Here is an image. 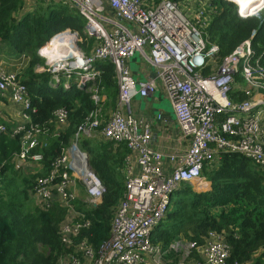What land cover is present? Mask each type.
Wrapping results in <instances>:
<instances>
[{
  "label": "built area",
  "instance_id": "obj_1",
  "mask_svg": "<svg viewBox=\"0 0 264 264\" xmlns=\"http://www.w3.org/2000/svg\"><path fill=\"white\" fill-rule=\"evenodd\" d=\"M62 2L77 10L83 34L94 41L92 50L86 54L79 48L82 38L78 31L59 30L38 48L37 54L44 47L48 51L45 56L38 54L43 63L35 71L48 73L50 82L62 83L66 88L88 84L87 90L97 103L96 80L101 69L96 65L108 61L115 72L118 104L104 124L97 111L90 113L49 172L38 177L28 191L41 210L55 203L65 209L58 226L63 250L55 264H225L230 245L215 231H209L201 242L177 240L166 248L152 237L181 184L195 183L199 191L210 188L203 166L220 152L239 153L264 169L261 57L245 40L219 60L217 44L203 37L202 28L208 20L201 7L193 20L174 0H106L114 17L105 15L93 0ZM237 7L242 18L258 15ZM136 54L154 68L155 78L133 76L129 61ZM27 59L17 57L15 70L0 68V92L9 91L12 102L23 110L18 126H9L0 116V136L7 132L20 136L16 159L23 166L42 162L36 149L46 146V136H58L65 130L68 115L64 107L55 110L54 131L31 122L30 96L19 78ZM237 73L242 82L234 79ZM156 78L187 142L186 149L166 152L154 148L151 124L131 114V100L135 96L151 97L157 90ZM235 89L244 91L248 98L232 100L230 94ZM99 125L103 139L125 144L130 158L125 164L124 191L111 220L110 236L95 249L83 235L91 220L78 208L76 199L96 206L107 189L77 142L80 135L89 136Z\"/></svg>",
  "mask_w": 264,
  "mask_h": 264
},
{
  "label": "trees",
  "instance_id": "obj_2",
  "mask_svg": "<svg viewBox=\"0 0 264 264\" xmlns=\"http://www.w3.org/2000/svg\"><path fill=\"white\" fill-rule=\"evenodd\" d=\"M179 3V0H174ZM210 0L213 12L205 7L209 20L202 28L204 39L218 46L217 58L229 55L245 40L260 62L264 64V12L242 18L237 12L240 0ZM62 2V1H61ZM39 4L16 21L15 13L23 7V0H0V40L5 41L14 51H26L27 65L20 71V78L26 85L32 109L30 120L48 131L56 130L55 110L68 109L67 126L58 136H46V146L37 148L42 155V170L24 172L18 164L16 154L20 150V136L10 132L0 136V264H55L63 250L58 226L65 215L60 204H53L46 210L39 209L29 196L34 181L51 168L60 156L63 147L73 140L78 126L83 124L90 113L108 103L114 105L118 98L113 65L98 61L101 74L96 82L99 86V101L94 103L91 91L85 87L50 82L48 73L37 72L35 67L43 63L37 50L49 37L62 29H75L81 33V18L75 8L63 2ZM248 11L249 7L242 5ZM82 36V35H81ZM83 37L79 46L85 52L92 50L94 41ZM242 82L237 73L234 78ZM104 100H102L103 98ZM234 101H242L248 95L239 89L230 94ZM116 105V104H115ZM103 115V113H102ZM99 120H101L99 118ZM103 122V120L101 121ZM99 125L94 131H100ZM86 148L89 165L106 186L101 203L87 206L81 198L76 199L79 209L90 218V226L83 231L89 243L97 249L110 236L111 220L116 206L122 199L125 182V152L116 156L111 141L80 135ZM217 166L208 165L203 175L210 181L206 191H195L185 182L175 192L170 210L164 221L168 225L153 235L154 242L168 247L173 240L185 238L201 242L209 231L224 236L230 245L225 264H264V169L239 153L220 152ZM213 164V163H211ZM208 169V170H207ZM31 202L34 206L31 205ZM163 223V224H162Z\"/></svg>",
  "mask_w": 264,
  "mask_h": 264
},
{
  "label": "crops",
  "instance_id": "obj_3",
  "mask_svg": "<svg viewBox=\"0 0 264 264\" xmlns=\"http://www.w3.org/2000/svg\"><path fill=\"white\" fill-rule=\"evenodd\" d=\"M41 1H44V2H46V4H49V2H51V1L54 3H58V2H61L62 0H49L48 2L46 0H23L22 9L19 10L14 15V18L16 19V21H18L22 17L23 14H25L26 12H29V11L33 10V8L37 7V5L39 3H43ZM93 2L100 9L103 10L102 12L105 15L114 17V14L110 10L106 0H93ZM64 4H66V3H64ZM66 5L69 8L70 7L75 8L71 4H66ZM82 25H83V21L81 19V26H80L81 27V33L79 31L78 32H79L80 37L83 40L82 36L85 37V35L82 32ZM72 30H75V29H72ZM78 45H79V43H78ZM0 47H2V48H0V58L3 59L4 56L8 57L5 60L0 61V68L6 69V70H15L14 60L20 56L28 57V59H27V63H28L29 56H28L26 51H22V52L14 51L12 49V47L10 45H8L7 42L5 43V46L0 45ZM79 48H80V46H79ZM81 50L83 52H85V50H83V49H81ZM85 53L88 54V53H90V51L85 52ZM26 65L27 64L25 63V65L22 68H20L19 71H21ZM129 67L131 69L133 76L136 79H145V78H151V77L155 78L156 77V75L154 74V72H155L154 68L150 64H148L146 61H144L139 55H135L132 57V59H130ZM20 74L21 73H19V78H20ZM155 81L157 84V90L151 97L143 98V97L135 96L131 100V114L135 118L142 119L143 121L151 124V131H152L151 145L154 148H157L159 150H163L166 152L169 150L186 149L187 142L184 140V138L181 135V132L178 128V124L176 122L172 108L168 102V99L166 98L165 91L162 88L159 79L156 78ZM102 100H104V99H102ZM117 100H118V98H117ZM22 111L23 110H22L21 106L12 102V100L10 98L9 91L0 92V116L2 117V119L6 123H8L9 126H11V127L18 126L22 122V119H23L22 118V113H23ZM105 113L106 112H104V115H105ZM109 115L107 117H109ZM107 119L108 118L103 119L102 124H104ZM261 128H262L263 136H264V118L262 120ZM92 132L95 133V131H92ZM89 136H91V135H89ZM98 139L103 140V137L99 136ZM112 151L115 153L116 156H121V154H123L124 149L121 147L120 144L113 143L112 144ZM124 155L126 156L125 161H124V163L126 164L127 159L130 158V152L126 151ZM218 156H219V154L214 156L213 157L214 163L208 164V165H211V166L214 165L216 167L218 164L217 163ZM130 160L132 162H134L132 158ZM210 162H208V163H210ZM21 166L23 167V165H21ZM25 167L28 168L30 173H33V172H35V170H38V171L42 170V163H38V164L29 163V166H25ZM124 168H125V165H124ZM24 169L25 168H23V170ZM25 172H27V171H25ZM190 184H192V183H190ZM181 185H180V187H181ZM195 191L201 192L199 190H195ZM171 201H172V199H171ZM177 240H186V239L182 238V235H180L179 239H177ZM177 240H173L170 244H172L174 241H177ZM164 248H166V247H164Z\"/></svg>",
  "mask_w": 264,
  "mask_h": 264
},
{
  "label": "rangeland",
  "instance_id": "obj_4",
  "mask_svg": "<svg viewBox=\"0 0 264 264\" xmlns=\"http://www.w3.org/2000/svg\"><path fill=\"white\" fill-rule=\"evenodd\" d=\"M232 1V0H231ZM234 1H236V2H238L237 0H233V2ZM241 1V0H240ZM41 2H43V3H39V4H42L43 6L46 4V2H44V1H41ZM48 2V1H47ZM52 2V1H51ZM243 4L245 3V0H242L241 1ZM50 3V2H49ZM38 4V5H39ZM179 4H180V6H181V8L183 9V12L184 13H186L187 14V16L189 17V18H191V19H195L194 18V16H195V13H196V11H197V8L198 7H201L202 9L204 8L205 9V7L207 8V10L209 11V12H213V8L210 6V0H179ZM246 4V3H245ZM200 5V6H199ZM237 6H238V4H237ZM240 6V5H239ZM246 7H248V5L246 4ZM250 8V7H249ZM203 9V10H204ZM249 12H250V10H248ZM252 12L254 13V12H259L260 14L261 13H263L264 12V5H261L260 7H258V8H255V9H253L252 10ZM204 14H205V12H204ZM206 20H209V16H206L205 15V21ZM5 41H2V40H0V45L1 46H5ZM4 44V45H3ZM0 48H2V47H0ZM136 55H138V54H136ZM6 58H8V57H6V56H4V58L3 59H1L0 58V61H3V60H5ZM38 66H41V65H38ZM39 68H41V67H39ZM140 97V96H139ZM103 98V97H102ZM103 99H105V98H103ZM116 104V105H115ZM114 105H112V104H110V103H108L107 105H105V106H103V107H101V110H102V112H100L101 113V116L99 117L100 119H101V121L103 120V119H105V118H108L107 116L111 113V111L112 110H114V108L117 106V104H118V100L116 101V103H115ZM130 105H131V103H130ZM104 112H106L105 113V115H104ZM102 113H103V115H102ZM91 137H95V138H98L99 136H101L100 135V132L99 131H96L95 133L94 132H91ZM82 136H80V138H79V140H78V147L80 148V149H82V150H86V148L88 149V147H90V146H92V143H88L87 145H84L83 143H81L82 141H81V138ZM214 160H213V157H212V161L210 162V163H205V165L203 166V170L205 169L206 170V168H208L207 166H208V164H211V163H214L213 162ZM23 168H25L24 169V172L25 171H27V172H29V170H28V168L27 167H25V166H23ZM208 170V169H207ZM26 173V172H25ZM191 186H192V188L194 189V190H197V188H196V185H195V183H192V184H190ZM208 190V189H207ZM178 195H180L179 193H177V192H174L173 194H172V201L173 200H175L174 198L175 197H177ZM31 205L32 206H34V204L31 202ZM171 222V220H169V222H167V220L166 221H164V223H167V224H165V225H168L169 223ZM163 224V223H162ZM165 225H160V226H157L156 228H155V232L156 231H158V230H161V229H163L164 227H165ZM155 232L153 233V235L155 234ZM188 241V240H187Z\"/></svg>",
  "mask_w": 264,
  "mask_h": 264
},
{
  "label": "bare ground",
  "instance_id": "obj_5",
  "mask_svg": "<svg viewBox=\"0 0 264 264\" xmlns=\"http://www.w3.org/2000/svg\"><path fill=\"white\" fill-rule=\"evenodd\" d=\"M245 3L248 5V7H250L249 9L253 10L255 8H258L257 5H260V0H250V2H249V0H245ZM245 3L244 4L242 3V5L246 6ZM242 5L240 7H241V9H244Z\"/></svg>",
  "mask_w": 264,
  "mask_h": 264
},
{
  "label": "clouds",
  "instance_id": "obj_6",
  "mask_svg": "<svg viewBox=\"0 0 264 264\" xmlns=\"http://www.w3.org/2000/svg\"><path fill=\"white\" fill-rule=\"evenodd\" d=\"M249 2H250V0H249ZM260 5H264V0H260ZM260 5H257V7H260ZM47 51H48L47 47H44V48H41L39 50L38 54L41 56H45Z\"/></svg>",
  "mask_w": 264,
  "mask_h": 264
},
{
  "label": "water",
  "instance_id": "obj_7",
  "mask_svg": "<svg viewBox=\"0 0 264 264\" xmlns=\"http://www.w3.org/2000/svg\"><path fill=\"white\" fill-rule=\"evenodd\" d=\"M83 87V86H82Z\"/></svg>",
  "mask_w": 264,
  "mask_h": 264
}]
</instances>
